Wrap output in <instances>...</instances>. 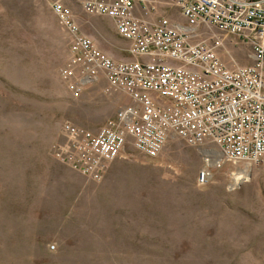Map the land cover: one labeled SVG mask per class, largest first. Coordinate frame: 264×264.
Listing matches in <instances>:
<instances>
[{
    "label": "rangeland",
    "instance_id": "rangeland-1",
    "mask_svg": "<svg viewBox=\"0 0 264 264\" xmlns=\"http://www.w3.org/2000/svg\"><path fill=\"white\" fill-rule=\"evenodd\" d=\"M54 1L0 0V264H264V166L206 162L205 152L219 156L215 144L205 151L174 134L155 157L127 144L98 181L56 158L66 121L96 129L131 98L104 79L71 96L60 77L70 36ZM58 1L78 26L105 16ZM141 1L193 42L220 38L228 68L252 64V34L191 28L176 0ZM125 41L109 56L141 59Z\"/></svg>",
    "mask_w": 264,
    "mask_h": 264
},
{
    "label": "built area",
    "instance_id": "built-area-1",
    "mask_svg": "<svg viewBox=\"0 0 264 264\" xmlns=\"http://www.w3.org/2000/svg\"><path fill=\"white\" fill-rule=\"evenodd\" d=\"M176 1L191 28L208 23L223 32L252 34V64L228 68L218 53L220 38L193 42L167 17H138L136 0H83L85 12L111 18L129 51L142 56L116 61L80 32L64 2L52 3L70 36L60 77L71 96L104 79L108 88L131 98L96 129L66 121L65 141L55 147L59 161L98 181L127 144L155 157L174 134L190 145H204L205 151L215 144L219 156L205 152L206 162L264 166V0ZM209 174L207 166L201 168L198 182Z\"/></svg>",
    "mask_w": 264,
    "mask_h": 264
},
{
    "label": "crops",
    "instance_id": "crops-1",
    "mask_svg": "<svg viewBox=\"0 0 264 264\" xmlns=\"http://www.w3.org/2000/svg\"><path fill=\"white\" fill-rule=\"evenodd\" d=\"M143 8H146V4L139 0L137 1L136 8H135V14L143 19H149V20H155L159 15H155V12H148L146 13L143 11ZM155 15V16H154ZM93 18L95 19L93 22H97V25L92 24ZM92 19L88 18L91 25H86L85 23V17L81 16L79 19V27L81 31L90 36L95 44L106 54L115 57L121 55L120 49L127 48V42L123 40V38H120L117 36V32L115 29L114 22L111 18L105 17V16H94ZM104 22L108 25V27H103L102 24ZM122 45L120 48L116 49V46ZM115 48V49H114Z\"/></svg>",
    "mask_w": 264,
    "mask_h": 264
}]
</instances>
